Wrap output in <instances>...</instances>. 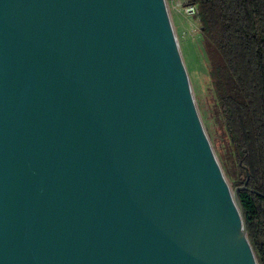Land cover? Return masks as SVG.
<instances>
[{
    "label": "water",
    "instance_id": "1",
    "mask_svg": "<svg viewBox=\"0 0 264 264\" xmlns=\"http://www.w3.org/2000/svg\"><path fill=\"white\" fill-rule=\"evenodd\" d=\"M237 189L165 0H0V264H258Z\"/></svg>",
    "mask_w": 264,
    "mask_h": 264
},
{
    "label": "trees",
    "instance_id": "2",
    "mask_svg": "<svg viewBox=\"0 0 264 264\" xmlns=\"http://www.w3.org/2000/svg\"><path fill=\"white\" fill-rule=\"evenodd\" d=\"M219 54L215 88L239 165L233 189L248 240L264 264V0H189ZM243 187V188H241Z\"/></svg>",
    "mask_w": 264,
    "mask_h": 264
},
{
    "label": "rangeland",
    "instance_id": "3",
    "mask_svg": "<svg viewBox=\"0 0 264 264\" xmlns=\"http://www.w3.org/2000/svg\"><path fill=\"white\" fill-rule=\"evenodd\" d=\"M165 1L198 114L224 176L233 189L240 168L215 88L214 64L219 60V54L203 33L197 16L198 7L193 14L186 10L187 6L195 4L189 0Z\"/></svg>",
    "mask_w": 264,
    "mask_h": 264
},
{
    "label": "built area",
    "instance_id": "4",
    "mask_svg": "<svg viewBox=\"0 0 264 264\" xmlns=\"http://www.w3.org/2000/svg\"><path fill=\"white\" fill-rule=\"evenodd\" d=\"M196 7H197L196 5H190V6H187L186 10L193 14L197 11Z\"/></svg>",
    "mask_w": 264,
    "mask_h": 264
}]
</instances>
